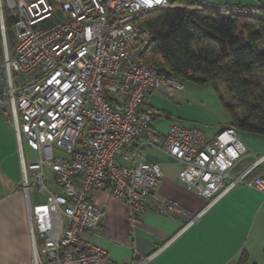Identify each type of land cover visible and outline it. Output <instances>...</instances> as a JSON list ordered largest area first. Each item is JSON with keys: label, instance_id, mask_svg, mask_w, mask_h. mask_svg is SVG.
Here are the masks:
<instances>
[{"label": "built area", "instance_id": "obj_1", "mask_svg": "<svg viewBox=\"0 0 264 264\" xmlns=\"http://www.w3.org/2000/svg\"><path fill=\"white\" fill-rule=\"evenodd\" d=\"M167 6L169 0H0V111L8 109L14 124L22 188L46 193L45 202L29 207L33 264H112L106 250L82 237L100 234L104 219L103 210L89 198L93 189H109L123 200L134 224L138 213L153 210L184 219L181 231L239 185L264 193V174L252 175L264 155L232 174L248 153L237 129L228 126L212 141L199 129L179 125L159 133L153 122L160 111L143 109L155 91L173 98L186 89L183 79L142 58L153 36L139 18ZM207 6L255 16L261 3ZM4 7L15 15L12 50L6 42ZM24 139L37 154L35 160L25 157ZM145 148L181 163L180 180L207 205L190 212L161 198V166L143 160Z\"/></svg>", "mask_w": 264, "mask_h": 264}, {"label": "crops", "instance_id": "obj_2", "mask_svg": "<svg viewBox=\"0 0 264 264\" xmlns=\"http://www.w3.org/2000/svg\"><path fill=\"white\" fill-rule=\"evenodd\" d=\"M232 1L235 3L230 4L242 3ZM181 96L182 93L168 98L164 91H155L148 95L143 109H158L157 118L163 116L161 110L167 119L174 112L183 117L179 116L181 109L170 102L179 101ZM230 122L227 112L218 123L211 124L208 132L196 126L188 127L201 130L212 141ZM172 125L176 124L171 123L169 127ZM239 138L248 153L233 170V175L264 155V135L239 131ZM143 160L161 166L163 179L158 191L161 198L175 201L190 212H198L207 205L208 200L196 190H188L180 180L183 165L173 157L158 149L145 148ZM47 172L51 171L46 169L45 173L52 180L53 176ZM257 174H264V163L252 175ZM22 184L14 124L10 115L0 111V264H33L29 207L45 202L46 193L35 189L26 193ZM89 198L103 210L104 219L100 234L86 232L82 237L106 250L112 264H239L244 254L248 264H264V193L252 187L239 185L226 193L183 231L184 219L153 210L138 213L134 224L128 205L113 197L109 189H93Z\"/></svg>", "mask_w": 264, "mask_h": 264}, {"label": "trees", "instance_id": "obj_3", "mask_svg": "<svg viewBox=\"0 0 264 264\" xmlns=\"http://www.w3.org/2000/svg\"><path fill=\"white\" fill-rule=\"evenodd\" d=\"M15 15L3 9L6 42L15 43ZM140 24L153 36L142 58L145 63L184 81L225 82L232 95L222 97L238 131L264 135V3L255 16L224 14L204 0H169V6L143 14ZM204 49L195 52L193 46ZM4 36L0 19V63ZM239 264H248L242 255Z\"/></svg>", "mask_w": 264, "mask_h": 264}, {"label": "rangeland", "instance_id": "obj_4", "mask_svg": "<svg viewBox=\"0 0 264 264\" xmlns=\"http://www.w3.org/2000/svg\"><path fill=\"white\" fill-rule=\"evenodd\" d=\"M219 3L215 4H230L233 2L230 0H215ZM242 3H255L256 0H240ZM261 4L264 3V0H259ZM228 2V3H227ZM58 19L60 21L64 20V15L58 13ZM203 47L200 44H195L193 50L195 52L203 51ZM185 91L182 93L179 101H170L175 106L181 109V113H173L170 119L166 118L165 112L161 118H156L153 122V126L160 132H166L171 123L179 125L183 128H189L188 126H196L202 131H209V128L212 123H218L222 117L227 115V112L223 106L222 97L228 102L232 101V95L227 90L225 82L218 81L207 82L203 84L195 83L192 81H185ZM167 101V100H166ZM5 113L10 115L9 110L6 109ZM23 151L27 159L35 160L37 154L31 150L27 141L23 140ZM57 155H65L63 152L56 150ZM47 174L52 177V173L47 172ZM32 177H30V182H32ZM38 246L42 247V239L37 235ZM53 264V263H49Z\"/></svg>", "mask_w": 264, "mask_h": 264}]
</instances>
